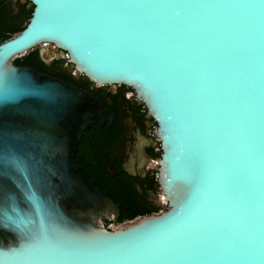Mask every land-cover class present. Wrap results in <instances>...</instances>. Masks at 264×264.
I'll return each mask as SVG.
<instances>
[{
    "label": "water",
    "instance_id": "95a60500",
    "mask_svg": "<svg viewBox=\"0 0 264 264\" xmlns=\"http://www.w3.org/2000/svg\"><path fill=\"white\" fill-rule=\"evenodd\" d=\"M31 1L26 26L0 42V264H23L10 254L41 220L85 250L68 264H185L138 257L143 249L192 237L239 235L258 244L264 235V22L257 20L252 33L232 24L235 10L209 7L249 0ZM45 43L66 52L91 81L131 85L146 102L164 144L168 211L112 228L81 216L113 211L112 201L71 162L83 131L105 110L74 83L14 63ZM114 247L119 250L104 251Z\"/></svg>",
    "mask_w": 264,
    "mask_h": 264
},
{
    "label": "flooded vegetation",
    "instance_id": "af4514ba",
    "mask_svg": "<svg viewBox=\"0 0 264 264\" xmlns=\"http://www.w3.org/2000/svg\"><path fill=\"white\" fill-rule=\"evenodd\" d=\"M0 2L7 20L18 27L26 26L34 9L31 0ZM33 50L46 74L68 78L92 94L105 110L83 131L71 162L112 201L113 211L106 215L81 211V216L112 228L168 211L170 202L161 180L164 144L159 122L137 90L125 83L99 85L91 81L75 70L66 52L52 44Z\"/></svg>",
    "mask_w": 264,
    "mask_h": 264
},
{
    "label": "snow or ice",
    "instance_id": "6c2138e0",
    "mask_svg": "<svg viewBox=\"0 0 264 264\" xmlns=\"http://www.w3.org/2000/svg\"><path fill=\"white\" fill-rule=\"evenodd\" d=\"M223 7L235 10V19L232 24L243 25L247 31L255 33L256 22H264V0L260 3L249 0L246 3L209 6ZM232 25H225V28ZM261 159V179H264V154ZM36 204L37 210L41 208L35 196H30ZM30 223V221H21ZM160 230L169 233L170 227L159 226ZM156 229L150 228L149 231ZM176 238V237H173ZM118 248L104 249V251H118ZM85 250L72 246L66 239L53 235L41 220L37 229L30 233L24 246L10 254L23 264H68L84 255ZM138 258L180 261L185 264H196L208 260L244 259L253 264H264V235H260L258 244L249 242L239 235L227 238H210L202 241L192 237L183 243H168L158 247L143 249Z\"/></svg>",
    "mask_w": 264,
    "mask_h": 264
},
{
    "label": "trees",
    "instance_id": "16d2710c",
    "mask_svg": "<svg viewBox=\"0 0 264 264\" xmlns=\"http://www.w3.org/2000/svg\"><path fill=\"white\" fill-rule=\"evenodd\" d=\"M23 27L15 26L11 21L6 19V9L4 4L0 2V42L7 40L17 32L21 31ZM14 63L18 66H31L35 70L45 73L42 67L37 61L36 51L31 50L27 54L17 58ZM64 81L68 82V78H62Z\"/></svg>",
    "mask_w": 264,
    "mask_h": 264
}]
</instances>
